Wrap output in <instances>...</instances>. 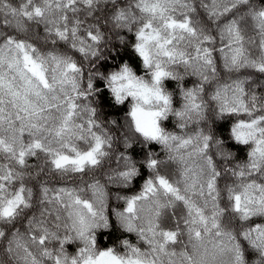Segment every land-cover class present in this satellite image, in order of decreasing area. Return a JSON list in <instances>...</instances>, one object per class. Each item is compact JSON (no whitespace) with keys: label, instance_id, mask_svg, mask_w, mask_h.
<instances>
[{"label":"clouds","instance_id":"clouds-1","mask_svg":"<svg viewBox=\"0 0 264 264\" xmlns=\"http://www.w3.org/2000/svg\"><path fill=\"white\" fill-rule=\"evenodd\" d=\"M0 264H264V0H0Z\"/></svg>","mask_w":264,"mask_h":264}]
</instances>
